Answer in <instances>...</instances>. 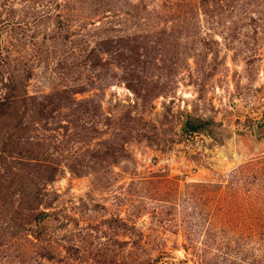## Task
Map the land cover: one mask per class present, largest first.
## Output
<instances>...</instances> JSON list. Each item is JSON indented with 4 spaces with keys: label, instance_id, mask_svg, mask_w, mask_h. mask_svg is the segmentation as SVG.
Instances as JSON below:
<instances>
[{
    "label": "rangeland",
    "instance_id": "374dc122",
    "mask_svg": "<svg viewBox=\"0 0 264 264\" xmlns=\"http://www.w3.org/2000/svg\"><path fill=\"white\" fill-rule=\"evenodd\" d=\"M99 1L0 0V264H264V0Z\"/></svg>",
    "mask_w": 264,
    "mask_h": 264
},
{
    "label": "trees",
    "instance_id": "16d2710c",
    "mask_svg": "<svg viewBox=\"0 0 264 264\" xmlns=\"http://www.w3.org/2000/svg\"><path fill=\"white\" fill-rule=\"evenodd\" d=\"M169 1V0H168ZM235 1V0H234ZM232 1V2H234ZM171 2V3H170ZM225 2H229V0H170L168 4H170L171 8H176L175 11L178 12H185L188 14H195V12H205V16L212 17V18H226L227 17V11L225 10ZM231 2V3H232ZM173 3V4H172ZM99 6L102 7V9L107 5H105L104 0L99 1ZM228 4V3H227ZM225 5V6H224ZM182 16V15H180ZM0 66L6 67V63L1 62L0 59ZM97 64L103 65L102 61H98ZM9 83V84H8ZM6 83L4 86L6 87V94L4 99H0V121H10L14 123V127L18 128L21 123H23V119L25 116V109L29 107V104L27 103L26 96H24L21 92H19L18 87L15 88L14 82L9 79V82ZM138 90V89H137ZM137 92V91H136ZM140 94V91L139 93ZM215 125V122L213 120H204V119H188L186 122H184L183 131L185 133L189 134H196V133H212L213 127ZM218 126V125H216ZM13 136H9V142L6 144V148L8 147V143L13 142L12 141ZM15 146V144H13ZM7 150V149H6ZM9 151V149L7 150ZM12 180V179H11ZM37 200V206L39 207L42 204V199L40 197V194H35V199ZM36 209H30V211H35ZM34 214V227H31L30 232L35 234V239L41 241L42 240V233L45 231L43 228V224L45 221L50 219H55L58 217V213L50 212H40V213H33ZM35 231L39 232L37 234ZM44 250L43 253H41L40 258L47 259V260H54L55 254L52 252L48 253ZM66 255L64 258L74 259V260H83L82 258V252L81 249L78 247L70 246L67 249L65 248ZM133 253V252H132ZM135 253H133L134 255ZM74 257V258H73ZM135 258H132V261L130 264H134ZM22 262L26 263V260H21ZM209 258L207 262H209ZM155 262V261H154ZM125 263L122 264H127ZM27 264V263H26ZM116 264V263H114ZM148 264H152L150 261Z\"/></svg>",
    "mask_w": 264,
    "mask_h": 264
}]
</instances>
